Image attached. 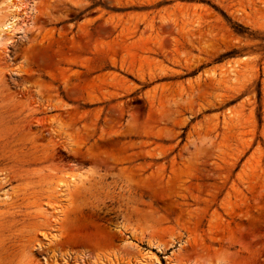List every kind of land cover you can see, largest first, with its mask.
<instances>
[{
    "label": "rangeland",
    "instance_id": "1",
    "mask_svg": "<svg viewBox=\"0 0 264 264\" xmlns=\"http://www.w3.org/2000/svg\"><path fill=\"white\" fill-rule=\"evenodd\" d=\"M148 251L264 264V0H0V264Z\"/></svg>",
    "mask_w": 264,
    "mask_h": 264
},
{
    "label": "bare ground",
    "instance_id": "2",
    "mask_svg": "<svg viewBox=\"0 0 264 264\" xmlns=\"http://www.w3.org/2000/svg\"><path fill=\"white\" fill-rule=\"evenodd\" d=\"M126 243H129V242H126ZM145 255H147L148 258H143L142 261H140V262L137 263V264H149V262H150L151 259H153V258L155 259L154 255H152L151 253H149V251L146 252ZM149 257H150L151 259H150Z\"/></svg>",
    "mask_w": 264,
    "mask_h": 264
},
{
    "label": "trees",
    "instance_id": "3",
    "mask_svg": "<svg viewBox=\"0 0 264 264\" xmlns=\"http://www.w3.org/2000/svg\"><path fill=\"white\" fill-rule=\"evenodd\" d=\"M234 30L236 33L240 34V35H243L245 34V30L244 27H242L241 25H235L233 26Z\"/></svg>",
    "mask_w": 264,
    "mask_h": 264
}]
</instances>
